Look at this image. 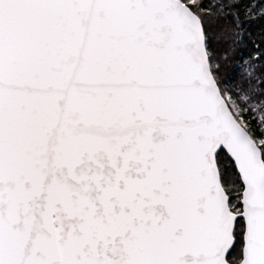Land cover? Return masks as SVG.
I'll use <instances>...</instances> for the list:
<instances>
[{"label": "water", "instance_id": "95a60500", "mask_svg": "<svg viewBox=\"0 0 264 264\" xmlns=\"http://www.w3.org/2000/svg\"><path fill=\"white\" fill-rule=\"evenodd\" d=\"M240 217L264 264L263 152L187 3L0 0V264H231Z\"/></svg>", "mask_w": 264, "mask_h": 264}, {"label": "trees", "instance_id": "16d2710c", "mask_svg": "<svg viewBox=\"0 0 264 264\" xmlns=\"http://www.w3.org/2000/svg\"><path fill=\"white\" fill-rule=\"evenodd\" d=\"M183 1L201 17L211 69L222 94H231L236 102L244 100L249 107V101L245 102L243 97L246 93L250 100L264 102V11L248 14L249 0ZM250 114L251 111L246 113L253 116ZM252 119L251 124L257 120L256 116ZM247 129L255 136V127ZM262 152L264 158V149ZM217 162L230 204L241 211L244 186L235 163L224 149L218 152ZM244 229V219L240 217L236 222V242L227 257L231 264L242 259Z\"/></svg>", "mask_w": 264, "mask_h": 264}, {"label": "rangeland", "instance_id": "374dc122", "mask_svg": "<svg viewBox=\"0 0 264 264\" xmlns=\"http://www.w3.org/2000/svg\"><path fill=\"white\" fill-rule=\"evenodd\" d=\"M195 1L196 0H190V2H193V3H195ZM249 1H248L249 3H247V6H246V11L248 12V14L257 15V14H260L262 11H264V0H249ZM224 97L226 98L231 110L233 111L237 119L246 128L248 127L250 128L251 126L253 130L255 129L257 130L255 132L256 133L255 136L253 135V137L255 141L259 144V146H261V148L264 149V102L257 101V100H250L251 96L248 93L244 94L243 97L245 98V102L249 101L250 107L244 104V100L242 102L241 101L236 102L234 97L231 94H228V96H224ZM248 111H251L250 115L256 116L257 118V120H254L255 122L253 124H251L253 121L252 119L253 116L249 117L246 115ZM230 207L232 211L240 212L238 210H234L231 204H230ZM235 231H236V228H235ZM235 233L236 232H234V235ZM235 238H236V235H235ZM241 260L242 259H240V262Z\"/></svg>", "mask_w": 264, "mask_h": 264}]
</instances>
